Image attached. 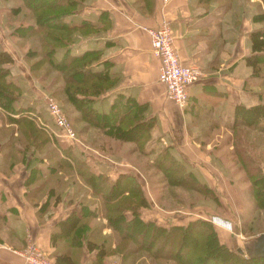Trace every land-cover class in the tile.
Here are the masks:
<instances>
[{"label": "crops", "instance_id": "0c3cea01", "mask_svg": "<svg viewBox=\"0 0 264 264\" xmlns=\"http://www.w3.org/2000/svg\"><path fill=\"white\" fill-rule=\"evenodd\" d=\"M256 1L85 0L73 22L89 23L90 31L74 34L71 51L98 50V62L115 77L111 89L93 98L94 107L107 112L115 97L142 106L144 115L154 120L150 139L160 148L155 157L165 150L186 163L196 179L209 183L210 147L200 146L215 128L230 127L234 107L254 104L253 92L259 91L251 84L252 92L245 91L244 81L253 75L243 59L250 51L249 31L260 26L254 19L259 11ZM163 19L170 24L181 62L202 72L188 87L184 108L166 97L145 30ZM26 103L37 125L43 121L49 130L56 129L43 108ZM10 119L0 110V264H21L18 252L27 233L47 255L67 264H128L129 254L124 259L114 251L116 234L103 215L105 198L91 188L103 180L105 191L119 174L137 176L140 171L125 154L107 153L81 141L55 145L50 137L40 149L25 148ZM81 170L92 173L88 181ZM142 208L139 218L152 221L143 216ZM124 217L129 220L131 211L125 210ZM103 240L107 253L99 259L89 245Z\"/></svg>", "mask_w": 264, "mask_h": 264}, {"label": "trees", "instance_id": "16d2710c", "mask_svg": "<svg viewBox=\"0 0 264 264\" xmlns=\"http://www.w3.org/2000/svg\"><path fill=\"white\" fill-rule=\"evenodd\" d=\"M23 1L28 9L27 19L31 21L25 26H18L14 34L21 39L35 38L37 40L38 49H30L25 55L28 57L30 53H36L37 59L31 64V68L36 70L45 64L57 72L63 81V91L67 101L78 113L80 120L87 123L85 126L89 125L90 128L108 138L130 142L140 152L149 154L153 147L143 149V145L151 137L150 129L154 120L144 115L142 106L129 99L122 100L121 97H115L107 112L98 111L94 107L93 98L111 89L115 84V77L110 75L102 63L98 62L100 56L98 50L87 49L80 54L71 51L70 43L73 41V35L77 31H90V28H86L90 27L89 23L76 24L66 19V15H72L83 0ZM261 1L264 7V0ZM259 16H264V12L254 15V19ZM247 37L250 51L243 59L245 64L251 68L252 75L259 76L261 64L264 63V25L249 31ZM9 63H12L10 54L0 48V110L14 122L18 132L17 138L22 141L25 148L40 149L49 142L50 138L42 127L27 115L30 109L27 103L21 104L16 109L13 108V94L17 88L5 77L7 75L6 65ZM15 114L17 117H12ZM85 126L82 130H85ZM240 126L264 131V103L257 102L248 106L236 105L230 127L234 130ZM235 149L237 154L242 151L237 146ZM160 153L155 157L154 165L161 170L162 177L167 184L202 193L200 188L203 187V182L193 176L186 163L178 162L165 150ZM79 173L85 181L92 176V173L86 170H81ZM259 179L261 178L258 177L255 180ZM104 185L102 180L97 182L93 189L105 198L103 215L116 234L114 251L119 250L120 255L143 251L153 263L158 259H170L176 264H194L195 262H206L210 258L219 261V258L223 256L224 260L221 262L225 261V264H264V256H248L243 251H231L225 243L219 241L215 231L202 219L196 220L199 224L207 225L208 229L196 231L203 234V238L200 236L198 243L193 247L192 258L185 262L179 260L178 250L173 252V249L179 248L187 238L195 236V231L190 228L193 221L184 227L181 225L164 227L154 221L140 219L139 209L146 205L147 198L142 184L132 173L119 174L105 191ZM259 196L261 197V194ZM258 204H261L260 200ZM125 210H130L132 213L129 220L124 217ZM128 242L132 246L121 245L129 244ZM106 246L103 240L98 245L95 243L89 245V249H96V256L100 259L107 253ZM54 260L58 264H67L59 257Z\"/></svg>", "mask_w": 264, "mask_h": 264}, {"label": "rangeland", "instance_id": "374dc122", "mask_svg": "<svg viewBox=\"0 0 264 264\" xmlns=\"http://www.w3.org/2000/svg\"><path fill=\"white\" fill-rule=\"evenodd\" d=\"M22 1L0 0V48L7 51L12 58V63L6 65L7 75L5 77L12 81L17 88L13 94V108L16 109L21 104L32 101L47 112L43 95H51L61 105L77 138L84 145L93 144L104 152L120 156L125 154L124 157L140 171L136 172L137 176H134L141 182L147 197L146 205L141 209L144 217L152 219L157 224L162 223L159 225L164 227L171 225L184 227L193 221L190 228L195 231V236L187 238L179 248L173 249V252L178 250L179 260L185 262L192 258V249L198 243V238L200 239V236L203 235L196 231L208 229L207 225L199 224L196 219H202L208 223L209 227L217 234L219 241L225 243L231 251L235 252L237 248H240L245 255L257 253L259 249L256 246H250L251 249H248V245L254 236L257 237L264 232V131L245 126L231 130L229 125L226 129L215 128L214 132L209 133L212 134V137L205 139L206 141L200 146L202 149L206 146L210 147L208 150L210 165H206L212 169L208 175L209 183L203 182V187L200 188L202 193L167 184L159 171L160 169L154 165L155 155L160 149H156V141L149 139L145 142L143 149L154 148L150 151V155H145L130 142L108 138L90 128L89 125L85 126L87 123L80 120L78 113L67 101L63 91V81L57 72L45 64L36 70L31 68V64L37 59L36 53H30L28 57L25 55L30 49L37 50L38 42L35 38L32 40L21 39L14 34L18 26H25L31 21V19H27L28 9ZM40 1L43 0H37V2ZM257 1L259 4L258 13L264 12L262 1ZM75 13L70 16L66 15V19L73 21ZM257 20L260 24L259 27L264 25V16L257 17ZM74 38L73 35L72 43ZM72 43H70V47ZM244 83H246L244 88L247 92L248 89L252 92L249 84L252 88H256L257 85L259 91L258 93L253 92V103H264V63L261 64L260 75L245 79ZM245 95H250V93ZM243 104L249 105L250 103L243 102ZM47 114L49 115L48 112ZM27 115L30 116L29 112ZM34 115H36L35 112ZM33 117L36 118V116ZM38 125L42 127L49 138L55 140L53 141L55 145L57 142L76 143L63 137L57 128L49 130L43 121ZM203 125L204 128L207 127L206 123ZM84 126L86 128L82 130ZM3 131L6 132V130ZM236 146L241 148L240 154H237ZM131 150L134 151L131 152ZM258 177L261 179L255 180ZM91 189L93 190V188ZM259 200L261 204H258ZM204 235L206 237L207 233ZM136 239L139 240L138 237ZM128 243L121 245L132 246L130 242ZM116 252H119L118 255H120L119 250ZM124 256L122 258L125 259L127 254ZM128 257L126 262L128 264H176L170 259H158L153 263L143 251H134ZM222 260H224L223 256L219 258V261L210 258L206 262H195L194 264H225V261L221 262Z\"/></svg>", "mask_w": 264, "mask_h": 264}, {"label": "built area", "instance_id": "2783aa9c", "mask_svg": "<svg viewBox=\"0 0 264 264\" xmlns=\"http://www.w3.org/2000/svg\"><path fill=\"white\" fill-rule=\"evenodd\" d=\"M149 35L152 54L158 59L157 79L165 87L166 97L177 107L184 108L188 101V87L197 81L202 72L194 65L181 62L173 46L170 24L163 19L154 28H145ZM47 112L60 134L71 141L78 142L70 120L61 105L51 95H43ZM21 264H58L47 255L27 233L23 249L20 250Z\"/></svg>", "mask_w": 264, "mask_h": 264}, {"label": "water", "instance_id": "95a60500", "mask_svg": "<svg viewBox=\"0 0 264 264\" xmlns=\"http://www.w3.org/2000/svg\"><path fill=\"white\" fill-rule=\"evenodd\" d=\"M250 246H256L259 249V251L257 253L253 252L252 254H248V256H256V255L264 256V232L258 235L257 237L254 236L252 238V241L248 245V249L249 248L251 249ZM236 251L242 252L243 250L237 248Z\"/></svg>", "mask_w": 264, "mask_h": 264}]
</instances>
